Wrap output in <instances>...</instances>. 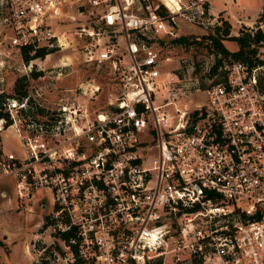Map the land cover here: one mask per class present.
Wrapping results in <instances>:
<instances>
[{"label":"built area","instance_id":"2783aa9c","mask_svg":"<svg viewBox=\"0 0 264 264\" xmlns=\"http://www.w3.org/2000/svg\"><path fill=\"white\" fill-rule=\"evenodd\" d=\"M218 17L210 0H0L10 46L72 48L108 65L114 83L100 108L90 98L98 83L55 107L10 102L7 128L22 151L0 144V178L13 179L21 202L43 190L46 208L51 195L39 257L264 264V61L222 57L204 82L165 69L161 52L181 21L214 30ZM29 106L45 111L33 116Z\"/></svg>","mask_w":264,"mask_h":264},{"label":"rangeland","instance_id":"374dc122","mask_svg":"<svg viewBox=\"0 0 264 264\" xmlns=\"http://www.w3.org/2000/svg\"><path fill=\"white\" fill-rule=\"evenodd\" d=\"M211 5L220 16L218 18L230 22L229 33L223 32V22L220 25L221 30L215 33V29L210 30L181 21L178 26L180 35L188 36L190 42L175 43L172 39H166L160 44L162 54L169 58L164 62L165 69L180 67L187 74L190 71V75H206L202 78L205 82L207 77L211 76L208 75V69L219 54L213 49L210 38L212 34H217L223 44L233 51L238 48V44L230 39L229 35L244 32L249 27L255 28L258 23L264 32V22L257 21L260 13L264 14V0H211ZM4 31L5 27L0 22V92L6 94L4 102L0 103L2 112L10 115L16 111L17 108L10 102L21 100L18 98V91L15 90L17 82L22 89L27 90L28 96L25 98L41 101L42 104L52 107L57 106L56 102L60 100L85 98L80 86L98 83L100 90L90 97L91 103L97 108L104 105L107 94L114 86L108 65L86 61L80 52L72 48L53 51L47 56L25 61L20 56L19 49L8 44ZM251 46L256 48L255 55L264 57V42ZM28 64L31 70H40L41 74L36 77L31 76ZM1 126L3 128L0 129V142L3 136L4 149L21 153L22 148L13 128L8 129L4 124ZM0 184L8 189L11 197L9 203L6 202V198H0L3 203L0 204V235L5 234L8 240H12L9 243L10 250L9 245L0 238V258L3 264H28L30 252L37 261L40 259L37 248L47 244L50 239L45 225L37 226L35 223L40 222L43 212L52 206L51 195L47 192V208H40L36 203H30L17 209L11 194L12 178L4 176L0 179ZM40 194L41 191L35 192V198ZM33 230L37 233L35 239H31L30 236ZM25 243L28 245V252L25 250Z\"/></svg>","mask_w":264,"mask_h":264},{"label":"trees","instance_id":"16d2710c","mask_svg":"<svg viewBox=\"0 0 264 264\" xmlns=\"http://www.w3.org/2000/svg\"><path fill=\"white\" fill-rule=\"evenodd\" d=\"M258 22L263 21L264 22V14L260 13L259 17L257 18ZM224 26L222 27V30L225 34H228L230 31V22L228 20L222 21ZM221 30V26L215 27V33ZM230 39L234 40L238 44V48L236 50L230 51L221 41V39L217 36V34H212L210 38H212V45L215 52L220 54V57L218 56L217 59L214 60V62L211 64V67L208 71V75H213L217 73V67L221 63L222 57L230 56L233 59H240V60H246L249 61V63H255L264 61V59H261L259 56L255 55L256 48L251 46L254 44H261L264 42V32L260 26V23L256 25L255 28H248L246 31H241V33L238 34H231L228 36ZM175 43H189L188 36L186 35H179L176 38L172 39ZM20 56L25 61H30L31 59L37 57V56H45L46 53L51 52L50 50H44L43 48H38L33 54H30L29 49L27 47H22L19 50ZM223 73V72H222ZM218 73V75L222 74ZM31 76L36 77L39 74H41L40 70H31L30 71ZM15 90L18 91V98L23 100L25 97L28 96L27 90L22 89L18 82L15 83ZM6 94L4 92H0V103L4 102ZM23 98V99H22ZM29 103L32 102V99L26 98ZM20 101V100H19ZM27 109V111L32 114L33 116H36L37 114H42L45 111L44 107L35 106L33 108ZM5 119L4 125L7 126L11 123V118L9 117L7 112H2L0 110V118ZM39 245V244H38ZM42 246V245H40ZM45 250L44 252H46ZM31 264H49L48 260L45 258V254H42L39 260L32 262Z\"/></svg>","mask_w":264,"mask_h":264},{"label":"crops","instance_id":"0c3cea01","mask_svg":"<svg viewBox=\"0 0 264 264\" xmlns=\"http://www.w3.org/2000/svg\"><path fill=\"white\" fill-rule=\"evenodd\" d=\"M210 5H211V0H210ZM211 9H212V5H211ZM260 9V8H259ZM259 9H258V11H259ZM213 10V9H212ZM214 11V10H213ZM215 12V11H214ZM247 23V22H246ZM47 56V55H46ZM8 129H9V127H8ZM4 134V133H3ZM17 136V135H16ZM18 137V136H17ZM1 142H0V144H1V146H2V148H5V146H4V144H3V136H1ZM19 141V140H18ZM8 148H10V147H8ZM8 151H13V150H8ZM15 152V151H14ZM7 177H10V176H7ZM11 178V177H10ZM1 179V178H0ZM1 188H3L5 191H6V195H1L0 194V198H6V202L7 203H9V202H11V197H9V191H8V189L6 188V187H2V185L0 184V189ZM38 191H41V194H45V192L43 191V190H38ZM11 194H13V199H14V201H15V205L17 206V209H19V208H21V207H25L27 204H32V203H36L37 205H39L40 206V204L42 203V201H43V197H41V196H43V195H38V197L37 198H35L34 197V199L32 200V202H27V201H24V202H21V201H19L18 199H17V197H16V195H15V192H14V189H13V179H12V193ZM0 204H3L1 201H0ZM40 208H42L41 206H40ZM47 208V207H46ZM46 212V211H45ZM45 212H43V214L45 213ZM42 214V215H43ZM42 215H41V217H42ZM39 222H37V223H35L36 225L38 224ZM38 226V225H37ZM30 236H31V239L33 238V239H35L36 237H37V233H35V231L33 230L31 233H30ZM0 238L2 239V241H4L5 243H7L8 245H9V249L11 250V245L9 244L10 243V241H12V240H8L7 239V235H5V234H3L2 236L0 235ZM1 239H0V242H1ZM4 239V240H3ZM6 245V244H5ZM27 247H28V245L25 243V250L28 252V250H27ZM10 250H9V252H10ZM2 253V252H1ZM29 260H28V264H31L32 262H34V261H36V259H35V257L32 255V254H30V252H29Z\"/></svg>","mask_w":264,"mask_h":264}]
</instances>
